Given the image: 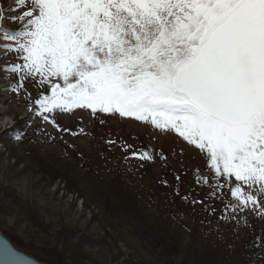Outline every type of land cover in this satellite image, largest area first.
Returning a JSON list of instances; mask_svg holds the SVG:
<instances>
[{"label": "snow or ice", "instance_id": "6c2138e0", "mask_svg": "<svg viewBox=\"0 0 264 264\" xmlns=\"http://www.w3.org/2000/svg\"><path fill=\"white\" fill-rule=\"evenodd\" d=\"M16 3L27 8L11 17L22 27H0V54L18 62L0 71L15 74V93L26 81L44 89L30 103L35 116L71 131L57 112L88 109L173 132L205 155L207 174L197 170L196 182L209 187L206 198L264 216V0ZM123 150L154 160L149 150ZM225 186L235 203L217 196ZM0 264L33 262L0 237Z\"/></svg>", "mask_w": 264, "mask_h": 264}, {"label": "rangeland", "instance_id": "374dc122", "mask_svg": "<svg viewBox=\"0 0 264 264\" xmlns=\"http://www.w3.org/2000/svg\"><path fill=\"white\" fill-rule=\"evenodd\" d=\"M0 8V27L20 30L11 17L27 8L16 0H0ZM14 62V54H0V69ZM16 79L0 71V123H10L0 131V232L25 245L16 248L63 264H185V251L197 258L206 250L220 261L264 264V216L251 205L233 213L206 198L209 187L196 182L197 170L207 174L198 149L173 132L88 109L57 112V123L71 130L58 131L29 110L44 89L26 81L15 93ZM125 144L151 151L154 160L132 158ZM220 195L235 203L227 186ZM152 240L171 245L164 260Z\"/></svg>", "mask_w": 264, "mask_h": 264}, {"label": "trees", "instance_id": "16d2710c", "mask_svg": "<svg viewBox=\"0 0 264 264\" xmlns=\"http://www.w3.org/2000/svg\"><path fill=\"white\" fill-rule=\"evenodd\" d=\"M151 233H156L155 235L163 234V232L160 233V232H156V231H153ZM11 242L13 243V245L15 247H19L20 248V246H21V247L25 248V245H23L20 242H17V241H14V240H11ZM153 242H154V243H152L153 246H154L153 250L156 253H158V257L163 258L162 260H164L165 257H166L165 254L167 252V249L169 247H171V245L169 243H164L162 240L159 241L160 243H157L155 241H153ZM206 251H202L201 255L197 256V258L196 257H192L190 252L188 253V251H187V253H186V251H185V254H186L185 264H235L234 261H237V260H233V259H232L233 261H229V262L228 261H220V260H217L216 258L208 255ZM187 256H189V257H187ZM207 256H209L210 259H208ZM35 257L40 259V260H43L47 264H63V262L61 261L60 257H55V255H52V254H48L47 257L42 255V254H41V256L35 255ZM253 262L255 263L254 260H253ZM242 263L243 262L241 261L239 264H242Z\"/></svg>", "mask_w": 264, "mask_h": 264}, {"label": "water", "instance_id": "95a60500", "mask_svg": "<svg viewBox=\"0 0 264 264\" xmlns=\"http://www.w3.org/2000/svg\"><path fill=\"white\" fill-rule=\"evenodd\" d=\"M0 237H3L4 239H6L10 244H12V246L16 249V251H18L19 253L23 254L24 257H26L27 259L31 260L33 262V264H46L45 262L25 253L22 250H19L18 248H16L13 243L2 233L0 232Z\"/></svg>", "mask_w": 264, "mask_h": 264}, {"label": "bare ground", "instance_id": "6f19581e", "mask_svg": "<svg viewBox=\"0 0 264 264\" xmlns=\"http://www.w3.org/2000/svg\"><path fill=\"white\" fill-rule=\"evenodd\" d=\"M10 123L9 122H1L0 123V131L6 129Z\"/></svg>", "mask_w": 264, "mask_h": 264}]
</instances>
